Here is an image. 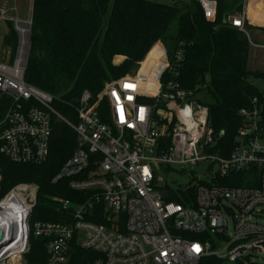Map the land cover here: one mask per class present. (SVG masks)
Wrapping results in <instances>:
<instances>
[{"label": "built area", "instance_id": "obj_1", "mask_svg": "<svg viewBox=\"0 0 264 264\" xmlns=\"http://www.w3.org/2000/svg\"><path fill=\"white\" fill-rule=\"evenodd\" d=\"M8 1L0 3V20L13 25L17 42L0 59V154L15 164L41 165L50 156L54 125L65 123L76 132V148L52 182L67 178L82 195L54 198L62 220L33 221L39 185H13L0 196L1 243L7 242L0 245V264H27L32 236L44 241L46 264H68L77 245L95 253L90 264H258L264 253V110L258 99L240 110L235 144L223 155L216 150L222 132L211 125L208 107L178 81L183 43L170 58L158 41L147 65L106 82L96 100L85 90L73 121L51 93L27 82L33 20L14 14ZM198 1L205 18L215 21L217 0ZM250 4L241 0L226 23L247 35L252 51L264 52V42L248 28ZM197 165L206 168L192 173L193 183L169 180ZM234 173L245 176L233 179ZM239 180L249 185L229 184ZM1 182L0 172V190ZM169 189L185 203L168 200Z\"/></svg>", "mask_w": 264, "mask_h": 264}, {"label": "trees", "instance_id": "obj_2", "mask_svg": "<svg viewBox=\"0 0 264 264\" xmlns=\"http://www.w3.org/2000/svg\"><path fill=\"white\" fill-rule=\"evenodd\" d=\"M254 1L249 6L251 35L264 29L252 23L261 22L255 14ZM217 2L216 20L209 21L198 0L170 4L151 0H32L26 80L51 93L59 112L77 122L76 107L85 90L96 100L106 82L132 72L158 41L163 42L170 58L183 43L178 81L208 107L211 125L217 135L222 132L216 150L228 156L242 124L240 110L252 106L255 97L264 110V90L251 80H264V71L250 68L247 35L224 22L225 14L241 9V0ZM8 24L4 44L14 49L17 33ZM156 53L155 46L143 64L147 65ZM121 56L125 59L116 64ZM105 107L102 102L100 110ZM76 140V132L59 122L54 125L50 156L45 163L15 164L0 154V196L19 182L37 183L38 201L32 220H62L65 216L54 198L77 201L82 194L69 187L67 178L58 183H53L52 178L75 151ZM244 176L231 175L233 179ZM225 179L228 183L229 178ZM229 184L249 185L242 180ZM167 199L185 203L183 196L171 189ZM94 255L77 245L68 264H90ZM47 258L44 241L32 236L27 264H46Z\"/></svg>", "mask_w": 264, "mask_h": 264}, {"label": "rangeland", "instance_id": "obj_3", "mask_svg": "<svg viewBox=\"0 0 264 264\" xmlns=\"http://www.w3.org/2000/svg\"><path fill=\"white\" fill-rule=\"evenodd\" d=\"M3 0H0V3ZM151 1H156V2H161V3H174L180 0H151ZM10 6H14L16 7V11H14V14H17L19 17L21 18H30L32 16V0H9L8 1ZM238 5V3L236 4ZM264 7V0H255L254 1V8H255V14L257 15L258 19H261V22H255L252 21L253 24L259 26V28L264 27V21H262L264 19V8L263 11L261 10V8ZM9 24L8 22L4 21V20H0V59H7L9 54L8 50L11 49V51L14 52V49L12 46L6 45L4 44V36L6 34L9 33ZM252 36L255 40L257 41H261L264 42V29L262 30H255L252 33ZM163 44V42H161ZM161 45V44H160ZM164 46V44H163ZM155 47V46H154ZM153 47V48H154ZM152 50V49H151ZM150 50V51H151ZM149 51V52H150ZM148 52V53H149ZM147 53V55H148ZM147 55L143 58V60H141L138 65L142 64L145 62V59L147 57ZM12 57V55H11ZM125 58L121 56V59L117 61V59L115 60L116 64H119L120 62H122ZM251 62H250V68L254 69V70H260V71H264V52L262 51H252L251 50ZM256 86L262 91L264 90V80L263 79H257V78H252L251 79ZM206 165H197L194 167H191L188 169V172L186 174H174L173 176L176 179H169V180H175L177 182V184H181L183 186L187 185L188 183H193L194 179L192 178V173L193 175L196 172H203L205 171ZM192 169V171H190ZM224 247V244L221 245L222 249ZM258 264H264V253L259 255V258L257 259ZM223 264H236V263H232L231 261L226 260Z\"/></svg>", "mask_w": 264, "mask_h": 264}, {"label": "water", "instance_id": "obj_4", "mask_svg": "<svg viewBox=\"0 0 264 264\" xmlns=\"http://www.w3.org/2000/svg\"><path fill=\"white\" fill-rule=\"evenodd\" d=\"M227 17H228V15L227 14H225V16H224V22L226 23V21H227ZM137 68L138 67H136L133 71H137ZM4 239V232L3 231H0V245H2V244H6V243H1L2 242V240Z\"/></svg>", "mask_w": 264, "mask_h": 264}, {"label": "crops", "instance_id": "obj_5", "mask_svg": "<svg viewBox=\"0 0 264 264\" xmlns=\"http://www.w3.org/2000/svg\"><path fill=\"white\" fill-rule=\"evenodd\" d=\"M123 57V56H122ZM125 58V57H124Z\"/></svg>", "mask_w": 264, "mask_h": 264}]
</instances>
